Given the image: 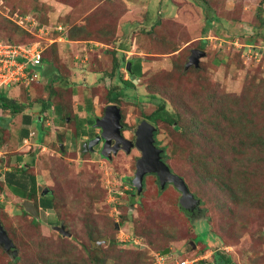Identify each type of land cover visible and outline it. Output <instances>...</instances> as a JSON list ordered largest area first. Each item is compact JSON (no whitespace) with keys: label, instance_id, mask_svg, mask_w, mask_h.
<instances>
[{"label":"rangeland","instance_id":"1","mask_svg":"<svg viewBox=\"0 0 264 264\" xmlns=\"http://www.w3.org/2000/svg\"><path fill=\"white\" fill-rule=\"evenodd\" d=\"M206 5L221 21L215 22L203 35L205 12H201L192 0H0V38L21 41L23 33L14 20L15 14L23 13L34 15L37 22L48 29L54 23H61L68 31L82 30L83 34L87 33L92 40L71 41L73 43L62 40L54 47L50 44L49 35L40 39L41 48L53 68L67 74L75 86L73 93L70 89L59 90L61 99L58 104L71 105L69 111L83 117L85 113L88 116V112L78 111V105L82 106L84 97L89 98L91 93L101 91L105 94V89L100 86L102 83H98L97 79L107 64L106 71L110 70V56L106 58L104 50L110 49L111 45L104 46L97 41L108 37L117 27L116 36L126 35L124 27L127 31L138 26L150 29L156 13L164 12L161 23L151 35L135 31L138 34L132 35V47L124 56L127 61L134 55L142 57L145 72L143 78L135 80L133 88L118 82L124 92L122 99L126 101H122L120 108L121 121L127 127L126 139L133 140V128L155 108L146 85L150 80L161 87V96L169 106V94L177 93L193 99L196 92L199 95L197 103L202 106L204 98L200 89L207 87V90H214L216 95L213 100L217 106L234 110V116H239L244 123H251L255 137L264 139V0H208ZM147 18H150L148 23ZM131 22L137 23L136 28L128 26ZM247 40L253 42L248 44ZM157 44L158 48L164 47L165 50H156ZM199 46L203 47L205 56L199 58V66L194 71L189 70L193 66L186 69L190 51L200 50ZM174 50L177 51L173 56L168 54ZM95 56L100 58L98 60L103 56L107 59L101 61V68L96 67ZM86 58L92 60L91 69L96 67L100 74L90 72V67L85 66ZM169 58H173L171 62L174 66ZM46 69L43 67L42 72ZM120 72L124 79H130L125 70ZM52 73L47 69V76ZM114 80L117 82V78ZM205 80L208 82L205 83ZM39 82L44 84L40 77ZM13 90H8L7 94L30 102L34 112L33 108L41 109L42 102L35 97H43V93L37 96L34 92L28 97L20 88L15 92ZM122 91L116 92L121 94ZM93 100L92 120L93 116L101 114L103 106L99 95ZM194 101L190 100L189 104ZM22 104L27 114H31L27 104ZM49 113L51 126H46L45 121L42 126L35 122L29 126L30 131L42 137L45 135L43 142L32 137L18 143L16 131L22 126L20 115L8 121L6 127H2L4 122L0 119L3 137L0 172L7 169L5 156L21 154L23 160L29 161L30 156L35 155L34 163L27 171L36 177L38 191L48 190L54 202L51 210L36 207L38 223L34 224L30 215L22 213V200L7 191L5 196L0 194V204H3L0 221L13 240L18 257L13 261L11 254L4 253L0 248V264H92V259L95 264H151L152 252L166 248L169 252L165 264H176L179 260L192 264L209 260L211 250L217 247H225L233 264H264V149L252 154L254 156L250 152L238 155L236 149L226 145L224 134L219 135L210 127L208 132L217 145L204 142L199 136L204 130L206 118L196 110L186 112L185 118L195 117L199 123L193 132L201 134L191 136L189 140L174 130L175 125L170 127L158 122V147H164L169 156L164 162L184 178L189 191L194 196L197 192L199 196L196 197L202 202L200 211L190 220L179 208L180 193L171 184L161 189L154 175L146 178L139 196L131 197L133 190L127 189L130 186L127 180L134 175L135 160L139 156L137 150H130L129 154L121 152L108 160L95 153L82 152L80 145L84 144L81 142L84 139L75 138L71 119L66 117L65 122L54 112ZM89 130L92 131V127L88 125L85 135ZM186 141H190L194 148ZM43 146L46 150L41 151ZM233 146L236 147L235 144ZM193 151L202 159L204 155H223L216 157L220 167L231 170L234 176L238 174L245 193H238L239 199L233 201L214 185L201 182L200 170H193L190 163ZM14 160L15 157H12L11 162L14 163ZM214 165L213 162L211 172L217 170ZM112 188L118 194L116 198L109 196ZM111 197L115 201L120 199L115 205L116 211ZM131 202H134V211H130ZM224 204L226 207H223ZM208 223L213 233L208 229ZM59 226H63L70 236H63L54 229ZM89 234H94L92 240ZM131 238H136L142 247L126 242ZM192 238L196 245L191 243ZM112 240L116 245L111 244Z\"/></svg>","mask_w":264,"mask_h":264},{"label":"trees","instance_id":"2","mask_svg":"<svg viewBox=\"0 0 264 264\" xmlns=\"http://www.w3.org/2000/svg\"><path fill=\"white\" fill-rule=\"evenodd\" d=\"M208 0H192V3L196 5L200 11L202 12L204 10L205 12V25L202 28V34L205 35L209 29H211L212 25L215 22H220V18H218L215 15V12L207 6ZM26 14V13H25ZM23 14H15V17L18 15H25ZM29 14V13H28ZM164 12L156 13V18L152 23V26L150 29H145L141 26H138L137 29L130 28L129 31L125 30L126 28L124 27L123 30L126 32V35H120L116 36V31L119 29L115 30L113 29V32L111 31L109 33V36H102L103 39H99L100 44H105V45H111V48L108 50H104L106 58L110 56V70L106 71V68L108 67V64L106 67L103 68L102 74L99 76L98 83H102L101 89H105V94H103L101 91L99 93H91L89 98L84 97V104L78 105L77 110L82 111L85 110L88 112V116L85 113L83 117H78L75 113H71L69 109L72 107L70 106H64L62 104H58L60 99H59V90L62 89H70L71 92L73 93L75 90L73 89L75 86L73 85L72 82H70L69 77L67 74L61 73L60 70L57 68H53L54 66L51 64V60L49 59L48 56L45 54V50L41 54V65L37 68V71H40V79L42 78L44 80V84L40 85L39 78L32 81L28 86H20V90L26 94L28 97L30 94H33L35 92V95L40 96L43 93V97H35L37 100H41V109L39 108H33L36 110L35 112L32 109V104L28 101H20L17 97L7 95L6 89L0 88V119L2 120L3 125L2 127H6L8 121L14 120V117L20 115L21 116V123L22 126L20 129L16 131V136H17V141L18 143L24 141L26 138H29V126L33 124L34 122L42 126L45 120V116L48 115V112L51 110L63 121L66 120V117L71 119V123L73 126L72 133L74 134L75 138L77 139H82L83 136H86L85 130L87 129V126H91L93 124V120L90 118V114L93 112L94 109V100L93 97L96 95L100 96L101 103L103 106L105 104H115L118 107H121L122 101H125L123 98L124 92L120 88L118 82H121L125 87H128L129 85L131 88L135 87V80L137 81L138 79L143 78L144 73L143 72V58L139 57L137 55H134L130 60H125L124 56L125 53L130 51L132 47V41L134 38H132V35L135 34H143V35H151L154 31L155 27H158L160 22V18L164 17ZM34 16V15H33ZM35 17V16H34ZM36 18V17H35ZM150 18L146 20V23H148ZM37 21V18H36ZM39 26L44 25L41 22ZM61 23H54L52 24L53 26L59 25ZM133 24V25H132ZM64 28L63 24H61ZM137 26V23L131 22L128 24V26ZM19 27V26H18ZM17 27V28H18ZM20 28V27H19ZM136 28V27H135ZM20 31L23 33V38L21 41H18V39H2L0 38L1 42L4 43H11V44H25V43H32L34 41H38L39 38L36 37L34 34H31L27 32L26 30L20 28ZM137 31V32H135ZM131 33V34H130ZM59 35L58 33H53V36L56 37ZM64 35L67 36V39L69 41H80L84 40V42L92 40V38H89L88 34L82 30H67L65 29ZM109 38V39H108ZM248 44H251L250 42H253V40H247ZM204 43V42H201ZM51 46H55L58 44L57 42L51 43ZM104 45V46H105ZM161 46V44H159ZM201 45V44H199ZM203 46V44L201 45ZM103 49V48H101ZM157 50H165L164 47H159L158 44L155 47ZM154 49V51H155ZM199 49L202 50L203 47L199 46ZM177 50L172 51L171 53H168L169 55H172L175 53ZM156 53V52H155ZM108 54V56L106 55ZM120 54V56H119ZM103 56L101 60L98 56H95L93 61L95 64H97L96 67H102L103 64L101 63L102 60H107ZM173 56V55H172ZM173 58H169V61L172 66L171 60ZM85 66L90 67V72H96L100 74V70H96L94 67L91 69L92 65V60L87 59L85 61ZM130 63L129 66V75L131 76L130 80H124L122 77V72H120V68L126 69V64ZM81 63V62H80ZM82 65V64H81ZM45 67L47 69H50L53 71L52 75L47 76L46 71L47 69L42 72V68ZM178 68V67H177ZM195 67L189 68L192 71H194ZM190 72V71H189ZM188 72V73H189ZM61 74V75H60ZM105 77V78H104ZM205 77V76H204ZM114 78H117V82H115ZM65 79V81H63ZM114 80V81H113ZM199 81V78H198ZM208 81L205 80V83ZM199 84V83H198ZM73 85V86H72ZM94 85V83L92 84ZM147 88L149 89V98L150 100L154 101L155 108L154 110L149 113L147 116H144L145 120H148L151 124H153L155 127H158L157 123H163L166 124L170 127L175 125L176 128H174L175 131H179L181 133V136L185 138L186 140H189V137L191 136H198L201 133L200 132H193V130L196 128V125H198V120L195 117H189L185 118L186 112H192L193 110H196L197 112H200L203 117L206 118L205 120V125H204V130L202 131V135L199 137H203L204 142H208L210 144H214V146L217 145V142L215 143V140H213L212 136L208 132V128L212 129L213 132L217 131L218 134H224L226 140L225 142L227 143L226 145L228 147H231L233 150L236 149V153L238 155H244L246 153L251 154V156H254L252 154H256L260 151H262L264 148V139L261 136L255 137L254 135V130L249 121L247 123H244L243 120L239 116H234L235 111L232 110L231 108H228L227 106H217V104L214 102L213 98L215 97L216 93L214 90L210 89L207 90V87L205 89H200L201 92L203 93V102L204 104L202 106L199 105L198 102V96L195 93L194 96H192L193 99L189 98H184L182 95L177 94V93H172L169 94V97L171 99V105H168V102L161 96L162 89L161 87H157L156 84L151 82L146 83ZM94 87V86H92ZM13 87H9L11 89ZM22 88V89H21ZM95 88V87H94ZM27 89H30V92H27ZM122 91V93H118L116 91ZM199 90V91H200ZM21 92V94H22ZM98 92V91H97ZM100 92L102 94H100ZM114 92V95L112 96L111 93ZM169 92V90H168ZM170 93V92H169ZM102 95V96H101ZM104 96V98H103ZM99 100V99H98ZM103 100V101H102ZM121 100V101H120ZM187 100V101H186ZM194 101L193 104H189V102ZM28 102V103H27ZM126 102V101H125ZM196 102V103H195ZM25 103L27 104L29 108V113L31 110V114H27L28 112L25 111V106L22 104ZM43 104V105H42ZM102 106V108H103ZM212 106V108H211ZM243 108V106H240L239 108ZM67 111V112H65ZM213 112L212 116L211 113L207 115V113ZM40 117V119H39ZM66 122V121H65ZM208 123V124H207ZM215 130V131H214ZM89 134V132H88ZM87 134V135H88ZM156 135H157V128L154 132V140H155V145L157 146L159 143L156 140ZM32 137H36L38 142L41 141V135L39 134H34ZM31 137V138H32ZM202 139V138H201ZM220 139V138H219ZM218 139V140H219ZM191 147L193 145L190 143V141H186ZM6 143V142H4ZM187 144V145H188ZM233 144L236 145L234 148ZM3 145V137L0 133V146ZM222 146V144H221ZM194 148V147H193ZM226 148V147H225ZM227 149V148H226ZM163 152L161 153V158L166 162L168 160L169 156L165 152V148H162ZM253 150H256L255 152H251ZM230 151V149H229ZM204 155V154H203ZM223 155H220L218 153H215V156L213 155H204V159L200 155L197 154L196 151H193L190 153V163L193 168V170L199 169L201 173V182H207L212 185H214L217 190H220L224 195H227L230 197L233 201H236L239 199L238 195L240 193H245L243 192V184L238 181V174L232 173L231 170L229 169H223L221 166V163L216 159V157H222ZM15 157L14 163L11 162V158ZM34 157L35 155L30 156V160L25 161V158L23 160L21 154H13L8 157L5 156V164L7 166L6 170H3V172H0V194L6 195L5 191L13 195L15 198H18L19 200H27L31 201L34 203L35 208L40 207L41 209L44 210H51L54 208V202H53V197L49 194L48 198L47 197H38V187H37V180L36 177L33 174L28 173V169L32 167V164L34 163ZM207 158H210V160H207ZM226 160V157H225ZM0 162H2L0 158ZM215 163L214 167L217 168L215 172H211L212 168V163ZM167 164V163H166ZM220 167V168H219ZM171 169V168H170ZM172 171V169H171ZM175 173V172H174ZM176 174V173H175ZM178 175V174H177ZM180 176V175H178ZM183 180L184 178L180 176ZM185 182V180H184ZM186 184V182H185ZM187 185V184H186ZM188 187V186H187ZM196 191V190H195ZM2 192V193H1ZM239 193V194H238ZM193 194V193H192ZM198 197V193L195 192V197ZM36 199V201H35ZM199 199V198H198ZM201 201V200H200ZM36 202V204H35ZM202 204V203H201ZM3 204H0V209L2 210ZM223 207H226L225 204ZM180 208V206H179ZM222 210V208H220ZM182 211V210H181ZM24 215L27 213L22 212ZM34 224H37V220L35 218H32L31 220ZM1 222V221H0ZM121 222V221H120ZM3 229L5 230L6 234L8 235V231L6 229V226L1 222ZM120 224H118L119 226ZM133 226V225H132ZM131 226V227H132ZM146 229H148L146 227ZM208 229L210 230V226L208 223ZM211 231V230H210ZM212 232V231H211ZM213 233V232H212ZM195 234V233H194ZM94 234L91 236L89 234L90 240L93 239ZM216 236V235H215ZM9 237V235H8ZM195 237V236H194ZM193 237V238H194ZM10 238V237H9ZM191 239V243L196 245ZM10 240L13 243V240L10 238ZM120 243V242H119ZM14 244V243H13ZM111 244L116 245V242L114 240L111 241ZM144 245V244H143ZM145 246V245H144ZM1 250L4 251V253L11 254V252H6L1 246ZM14 249L15 245H14ZM225 247L223 248H214L211 250L210 253V258L209 260H199L195 261L192 264H233L232 258L228 252H225L224 250ZM207 250L203 252L206 253ZM154 252H161V250H157ZM210 252V250H208ZM207 252V253H208ZM17 253V250H16ZM12 260H18V257L14 254H11ZM182 261V260H179ZM201 261V262H200ZM207 261V262H206ZM92 264H95V260H91ZM102 262V259L101 261ZM176 262V261H175ZM153 263V260L151 258V264Z\"/></svg>","mask_w":264,"mask_h":264},{"label":"water","instance_id":"3","mask_svg":"<svg viewBox=\"0 0 264 264\" xmlns=\"http://www.w3.org/2000/svg\"><path fill=\"white\" fill-rule=\"evenodd\" d=\"M205 52L198 49H192L190 55L185 63V68L199 66V58L204 57ZM130 63L126 64V70L129 71ZM134 131V141L125 139L121 135V113L120 109L112 104L106 105L103 110V116L97 118L94 121V127L100 128V137L104 140L103 148L101 149V156L104 158H110L107 154V148L110 142L114 140V147L112 148L114 153L117 149H122L126 153H129L131 148H135L139 153L140 157L135 162V173L131 180L132 186L137 191V194L143 189V178L146 174H155L158 179L159 186L163 188L165 184H171L179 193L178 204L185 210H189L192 204H199L200 200L195 198L194 195L189 191L184 180L170 171V168L161 160V153L163 150L155 146L154 132L155 126L142 120L138 122ZM96 143V142H94ZM90 145V144H89ZM92 145V144H91ZM119 146V148H118ZM21 206L28 215H31L37 220V212L33 203L29 201H22ZM55 229L63 236L69 237L70 234L64 229L63 226L55 227ZM0 246L11 254L16 255L14 244L6 234L3 226L0 222ZM169 249L166 248L161 251L162 255H167Z\"/></svg>","mask_w":264,"mask_h":264},{"label":"built area","instance_id":"4","mask_svg":"<svg viewBox=\"0 0 264 264\" xmlns=\"http://www.w3.org/2000/svg\"><path fill=\"white\" fill-rule=\"evenodd\" d=\"M16 23L38 38L58 33L57 37L51 38L49 41L66 40L65 29L61 25L48 29L39 26L31 15L19 17ZM42 51L40 41L25 44H11L0 41V88L11 85L28 86L37 79L36 67L41 63ZM32 135L33 133H30V136ZM24 141L26 142V140ZM110 192L114 193L115 191L112 189ZM152 257L153 264H165L164 257L160 253H154ZM176 264H191V262L182 260Z\"/></svg>","mask_w":264,"mask_h":264},{"label":"flooded vegetation","instance_id":"5","mask_svg":"<svg viewBox=\"0 0 264 264\" xmlns=\"http://www.w3.org/2000/svg\"><path fill=\"white\" fill-rule=\"evenodd\" d=\"M127 74H128V76H129V78L131 79V76L129 75V73H128V71H127ZM128 78H126V79H124V80H127ZM130 79H128V80H130ZM137 80H139L138 78H137ZM110 105H112L111 103H109ZM109 104H105L104 106H103V108H102V111H101V114L99 113V115L97 116V115H95V116H93L92 118L94 119L93 120V124L91 125V127H92V131L91 130H89L88 132H89V134H88V136L87 137H85L84 138V142L83 143H85V145H84V147H83V149L82 150H87L88 151V153H90V154H93V153H95L96 155H98V157H100V158H103V156H101V154H100V152H101V149L103 148V145H104V140L100 137V134H101V130H100V128H97V127H94V121H95V119H97V118H101L102 116H103V110H104V107L106 106V105H109ZM118 107V106H117ZM142 120H145V119H140L138 122H140V121H142ZM147 122H148V120H146ZM47 125H49V126H51V123H46V126ZM121 125H122V128H121V130H120V132H121V135H122V137L123 138H127L128 136H126V134H125V132H126V129H127V127L123 124V122L121 121ZM58 126V125H57ZM97 129V130H96ZM135 129H136V126L133 128V130H132V135L134 136V131H135ZM45 134V133H44ZM45 136V135H44ZM43 136V137H44ZM43 137H42V135H41V141L40 142H43ZM131 137V136H130ZM134 138L135 137H133L132 139V141H134ZM128 140H130V139H128ZM94 142H96V143H94ZM90 144V145H89ZM92 144V145H91ZM114 140H112L111 142H110V145H109V147L107 148V154L110 156V159H111V156H117L118 154H120L121 152H123L124 154L126 153L124 150H122V149H120L119 148V146H118V148L119 149H117V151L114 153V151H113V147H114ZM83 145V144H82ZM96 146H98V148L97 149H95V147ZM156 146V145H155ZM40 147V146H39ZM156 147H158V145L156 146ZM43 149H41V151H43V150H46V148L43 146L42 147ZM37 149H38V147H37ZM133 149H135V148H131L130 150H133ZM81 150V151H82ZM136 150V149H135ZM130 152V151H129ZM139 153V152H138ZM127 154H129V153H127ZM140 157V153H139V156L137 157V159ZM106 160H108L109 158H105ZM136 159V160H137ZM136 160H135V162H136ZM161 160L164 162V160L161 158ZM165 163V162H164ZM166 164V163H165ZM135 173V172H134ZM150 175H154V177H155V181L158 183V185H159V182H158V179H157V177L155 176V174H146L145 176H144V178H143V186L145 185V180H146V178L148 177V176H150ZM132 178H133V176L131 177V179H129V180H127L128 182H129V184H130V186H129V188H127V189H129V190H133V192L130 194L131 195V197H136V196H139L140 194H141V192H140V194H137V191L135 190V188L132 186V184H131V180H132ZM166 186H167V184H165V186L163 187V188H161V189H164V188H166ZM174 188V187H173ZM114 189V188H113ZM143 190V189H142ZM47 192L49 193V191L48 190H46V189H41L40 191H38V195H40L39 196V198L41 197H46L48 194H47ZM47 194V195H46ZM197 198V197H196ZM134 199V198H133ZM132 199V200H133ZM113 200V199H112ZM118 200V201H117ZM116 201V203H118L119 204V201H120V199L118 198ZM114 201H115V199H114ZM201 201H200V203L199 204H192L191 205V208H189V210H185V209H183L182 207H180V210H182V212L183 213H185L186 214V216L187 217H189V219L190 220H192V216L196 213V212H198V211H200V205H201ZM134 209H135V206H134V202H131V207H130V211L131 210H133L134 211ZM43 210V209H42ZM44 211H46V210H44ZM119 218H121V217H119ZM129 218L131 219V217L129 216ZM117 226V225H116ZM57 231V230H56Z\"/></svg>","mask_w":264,"mask_h":264},{"label":"clouds","instance_id":"6","mask_svg":"<svg viewBox=\"0 0 264 264\" xmlns=\"http://www.w3.org/2000/svg\"><path fill=\"white\" fill-rule=\"evenodd\" d=\"M27 15H31V16H33L32 14H27ZM22 16H26V14L25 15H18V16H16V18H15V23L17 22V20H18V18L19 17H22ZM34 17V16H33ZM34 19L36 20V18L34 17ZM37 22V21H36ZM38 23V22H37ZM17 24V23H16ZM39 25H40V23H38ZM18 25V24H17ZM59 25H61V24H59ZM19 26V25H18ZM42 27H46V28H48L46 25H41ZM57 26V25H56ZM62 26V25H61ZM20 28H22L21 26H19ZM52 27H55V26H53L52 25ZM63 27V26H62ZM64 28V27H63ZM22 29H24V28H22ZM64 29H66V28H64ZM25 30V29H24ZM27 31V30H26ZM28 32V31H27ZM51 38H55L54 36H53V33L51 34V35H49ZM57 37V36H56ZM50 38V39H51ZM40 39H42V38H39V40L38 41H40V44H41V40ZM66 41L69 43V42H71V41H69L68 39H67V36H66ZM34 42H37V41H34ZM53 42H57L58 44L59 43H61V41H53ZM53 42H50V44L51 43H53ZM43 52V51H42ZM42 54V53H41ZM40 65H41V63H40ZM39 67V66H38ZM38 67H36V72H37V79L39 78V75H40V71H37V68ZM121 70H125L126 72H127V70L126 69H122V68H120V71ZM124 79V78H123ZM36 80V79H35ZM20 86L21 85H19V86H17V85H11V87H13V88H20ZM10 87V86H9ZM9 87H6V88H4V89H6V93H7V91L8 90H10L9 89ZM26 87V86H25ZM115 105V104H114ZM117 106V105H116ZM119 109H120V107H118ZM50 112H53L52 110L50 111ZM121 113V112H120ZM55 114V113H54ZM49 115H51L50 113L47 115V116H45V122L46 123H51L50 121H49V118H51ZM56 115V114H55ZM58 117V116H57ZM92 117V116H91ZM39 119H40V117H39ZM67 119H68V117H67ZM67 119H66V122H67ZM149 122V121H148ZM150 123V122H149ZM151 124V123H150ZM153 125V124H152ZM154 126V125H153ZM156 128V127H155ZM30 133H33V135L35 134L34 133V131H29V138H31L32 136H30ZM88 135H86V136H83L82 137V139H80V140H83L85 137H87ZM29 138H26L25 140L27 141V139H29ZM77 139V138H76ZM126 139V138H125ZM81 142H84V141H81ZM84 145H85V143L82 145H80L81 146V150L83 149V147H84ZM83 146V147H82ZM159 148V147H158ZM162 149V148H161ZM60 150H61V152H62V144L60 145ZM82 152H86V153H88V151L85 149V150H82ZM127 154V153H126ZM104 158V157H103ZM168 166V165H167ZM169 167V166H168ZM170 168V167H169ZM170 171H171V169H170ZM171 172H173V171H171ZM174 173V172H173ZM175 174V173H174ZM177 175V174H176ZM160 187V186H159ZM113 189V188H112ZM114 191H115V189H113ZM48 194V193H47ZM110 195L109 196H114V198H116L117 197V192L115 191L114 193H109ZM194 195V194H193ZM116 196V197H115ZM195 197V196H194ZM113 198V197H112ZM196 198V197H195ZM198 199V198H197ZM200 200V199H199ZM22 201H24V200H22ZM27 201V200H26ZM29 202H31V201H29ZM111 202L113 203L112 204V207L114 208V210L116 211V207H115V205L116 204H118V203H116V201H114V200H111ZM32 203V202H31ZM200 203V202H199ZM33 205H34V203H33ZM35 207V206H34ZM35 210H36V208H35ZM44 210V209H43ZM37 212V211H36ZM31 216V215H30ZM32 217V216H31ZM33 218V217H32ZM36 220V219H35ZM38 220V219H37ZM54 229H55V227H54ZM56 230V229H55ZM58 232V231H57ZM126 242H129V243H132V244H134L135 246H139V247H142V245H141V243L138 241V240H136V238H131L129 241H126ZM154 253H157V252H152V254H151V258H152V260H153V254ZM158 253H160L161 254V252H158ZM168 254V253H167ZM162 255V254H161ZM163 257H164V260L166 259V256L167 255H162ZM153 264V263H152Z\"/></svg>","mask_w":264,"mask_h":264},{"label":"crops","instance_id":"7","mask_svg":"<svg viewBox=\"0 0 264 264\" xmlns=\"http://www.w3.org/2000/svg\"><path fill=\"white\" fill-rule=\"evenodd\" d=\"M70 43H73V42H70ZM11 89H14L13 91L15 92L17 89H18V87H17V89L16 88H11ZM16 89V90H15ZM7 95H9V94H7ZM59 118V117H58Z\"/></svg>","mask_w":264,"mask_h":264},{"label":"bare ground","instance_id":"8","mask_svg":"<svg viewBox=\"0 0 264 264\" xmlns=\"http://www.w3.org/2000/svg\"><path fill=\"white\" fill-rule=\"evenodd\" d=\"M66 230V229H65Z\"/></svg>","mask_w":264,"mask_h":264}]
</instances>
